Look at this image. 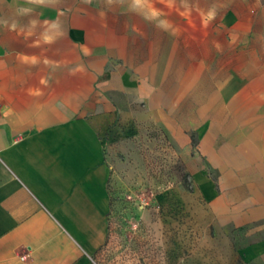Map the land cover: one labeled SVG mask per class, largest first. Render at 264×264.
<instances>
[{
    "label": "rangeland",
    "instance_id": "rangeland-1",
    "mask_svg": "<svg viewBox=\"0 0 264 264\" xmlns=\"http://www.w3.org/2000/svg\"><path fill=\"white\" fill-rule=\"evenodd\" d=\"M82 2L122 26L146 76L107 136L110 238L96 264H264L256 221L233 220L264 198V4Z\"/></svg>",
    "mask_w": 264,
    "mask_h": 264
},
{
    "label": "crops",
    "instance_id": "crops-1",
    "mask_svg": "<svg viewBox=\"0 0 264 264\" xmlns=\"http://www.w3.org/2000/svg\"><path fill=\"white\" fill-rule=\"evenodd\" d=\"M88 7L0 0V264H96L110 238L107 136L146 76ZM243 208L233 220L264 233V198ZM250 250L264 262V235Z\"/></svg>",
    "mask_w": 264,
    "mask_h": 264
}]
</instances>
